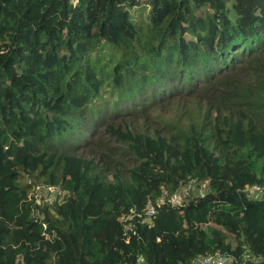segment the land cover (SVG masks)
Here are the masks:
<instances>
[{"label": "trees", "instance_id": "trees-1", "mask_svg": "<svg viewBox=\"0 0 264 264\" xmlns=\"http://www.w3.org/2000/svg\"><path fill=\"white\" fill-rule=\"evenodd\" d=\"M182 96L201 126L153 120ZM190 180L208 185L144 221ZM216 251L264 264V0H0V264Z\"/></svg>", "mask_w": 264, "mask_h": 264}, {"label": "built area", "instance_id": "built-area-1", "mask_svg": "<svg viewBox=\"0 0 264 264\" xmlns=\"http://www.w3.org/2000/svg\"><path fill=\"white\" fill-rule=\"evenodd\" d=\"M207 185H208V181H204L198 184L195 180H190L188 184L181 186L172 195H169L166 191H163L160 197L155 201L154 205L148 204L146 206L145 211H144V215H145L144 221L148 223L150 222L151 218L157 212V209H156L157 207H160L163 205L170 206L171 208L183 207L186 203L187 198L189 197L188 195H189L191 186L197 187L196 190L198 191V194H202L204 190L206 189ZM44 190H48L53 194L54 193L60 194V192H56L57 190L54 187H48L44 189V187L38 186L36 188V195H35L38 203H40V200L38 199L39 197H37V191L42 193ZM243 192L246 198L252 199V198L260 196L262 194V189L257 186H253V187H247ZM54 199H55V196L53 198H44V200L48 201L49 203H52ZM129 220H130V217H125L124 219H121V222L124 223L125 234H127L128 232H132L133 234H135V232L133 231V228L128 223ZM243 258H245L244 260H249V256L247 255H244ZM193 264H233V259L232 257H229L226 254L216 251L212 254L197 258Z\"/></svg>", "mask_w": 264, "mask_h": 264}, {"label": "rangeland", "instance_id": "rangeland-1", "mask_svg": "<svg viewBox=\"0 0 264 264\" xmlns=\"http://www.w3.org/2000/svg\"><path fill=\"white\" fill-rule=\"evenodd\" d=\"M147 7L143 5L141 8L132 11V15L136 19H141V16L145 17ZM133 19L136 22V19ZM163 108V110L160 109ZM208 108L206 104L199 99L198 96L192 97H174L166 100L161 106H156L153 109L152 117L154 121L166 122L171 121L174 124H179L183 128L199 127L201 126L205 116L207 115ZM80 129L81 127L77 125ZM119 144V143H117ZM197 187L190 188L192 194L196 193ZM47 191L44 190L42 193L37 191V197H46ZM50 192V191H49ZM51 193V192H50ZM54 194L47 196L46 198H53ZM234 242V240H231Z\"/></svg>", "mask_w": 264, "mask_h": 264}]
</instances>
